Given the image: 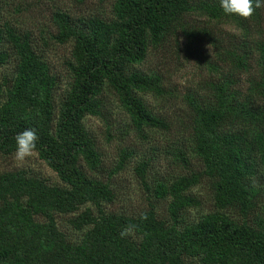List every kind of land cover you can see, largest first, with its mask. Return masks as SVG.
<instances>
[{"label": "trees", "instance_id": "1", "mask_svg": "<svg viewBox=\"0 0 264 264\" xmlns=\"http://www.w3.org/2000/svg\"><path fill=\"white\" fill-rule=\"evenodd\" d=\"M41 1L54 5V29L39 28L37 38L31 27L1 18L0 3V68L13 67L0 77V155H14L15 135L34 129L35 152L61 185L26 170L0 172V264H264V7L245 19L224 14L219 0H114L110 10L79 12L66 0ZM37 39L70 48L63 74ZM172 44L209 71L181 100L188 137L170 165L185 171L151 185L153 159L143 158L136 173L151 197L168 202L165 216L153 203L139 214L109 212L118 200L111 179L136 152L121 149L104 177L103 151L86 120H106L109 130L114 100L143 138L175 130L149 102L175 98L165 75L140 68ZM203 183L214 208L188 221L202 206L194 190ZM60 216L69 217L77 239Z\"/></svg>", "mask_w": 264, "mask_h": 264}, {"label": "rangeland", "instance_id": "2", "mask_svg": "<svg viewBox=\"0 0 264 264\" xmlns=\"http://www.w3.org/2000/svg\"><path fill=\"white\" fill-rule=\"evenodd\" d=\"M6 2L1 18H10L11 20H18L23 24L24 28H29L34 31L35 38L39 37V28L53 31L54 27L49 21L51 10L54 8L53 3L41 0H0ZM114 0L101 4L98 0H88L85 8L76 9L75 3L71 0H66L62 3L63 6L79 12L80 10H110L111 4ZM60 2V1H59ZM59 2L57 3L59 5ZM62 2V1H61ZM15 9H20L16 11ZM223 32H231L238 34V31L230 26H225L221 29ZM38 40V39H37ZM38 45L45 52L47 58L53 69L61 74L64 73V62H67L70 57V48L55 45L50 42V46H45L44 43L39 42ZM211 52V51H210ZM214 57V56H212ZM141 69L158 70L163 73L167 79L166 85L173 91L175 98L171 102H164L159 99L150 97L149 102L161 113L169 118L174 123V128L169 134L165 131H147L142 132L147 135V138L141 137V133H137L132 129L130 119L123 111L115 104L114 100L109 102L108 125L110 129L107 130V121L98 118L89 117L86 124L90 131L98 138L99 145L103 151L104 163L102 168V175L107 178V171L114 168L119 161L120 150L126 147L131 148L136 152V157L131 159V162L126 166V169L115 175L111 181L113 189L118 194V200L114 205L106 206L109 212H127L130 214H139L149 209L150 203L156 206V209L161 215L166 214L168 202L156 201L143 188L140 178L138 177L135 167L143 158H152L151 171L149 174V183L154 184L155 180L169 174L179 175L185 170L182 164L179 166L170 165L173 160L172 150L178 147L183 138H187L188 134L181 127L182 123L188 122L187 108L181 102L183 96L187 91H193L194 88L199 87L204 78H209V71L203 66L200 67L193 58H189L184 52V47L181 50L175 48V45L168 46L166 49L159 50L157 53L147 59ZM12 65H7L0 68V77L2 73L12 72ZM63 89L65 91L66 82L63 81ZM174 106V110L172 109ZM109 133L111 138L109 137ZM130 149V150H131ZM194 162V163H193ZM199 164L192 160V167H198ZM26 170L32 175L41 177L49 181L52 185H61L58 176L39 158L38 154H34L23 162L17 161L12 156L0 155V172ZM202 203L198 209H192L188 214V221H193L201 214L209 213L213 210V192L209 183H203L194 190ZM59 223L64 231H66L70 238L77 239L78 233L71 228L69 224V217L60 216Z\"/></svg>", "mask_w": 264, "mask_h": 264}, {"label": "clouds", "instance_id": "3", "mask_svg": "<svg viewBox=\"0 0 264 264\" xmlns=\"http://www.w3.org/2000/svg\"><path fill=\"white\" fill-rule=\"evenodd\" d=\"M223 13L240 18L252 17L257 9L264 7V0H219ZM39 137L34 129L28 128L15 135L14 157L23 162L37 150ZM131 233V228L121 232V236Z\"/></svg>", "mask_w": 264, "mask_h": 264}]
</instances>
